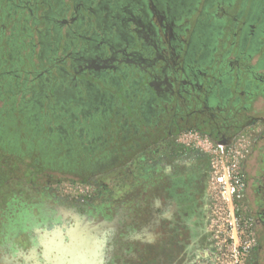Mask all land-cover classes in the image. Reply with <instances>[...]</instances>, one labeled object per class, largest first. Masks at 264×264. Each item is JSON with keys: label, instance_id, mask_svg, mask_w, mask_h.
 Returning a JSON list of instances; mask_svg holds the SVG:
<instances>
[{"label": "flooded vegetation", "instance_id": "flooded-vegetation-1", "mask_svg": "<svg viewBox=\"0 0 264 264\" xmlns=\"http://www.w3.org/2000/svg\"><path fill=\"white\" fill-rule=\"evenodd\" d=\"M263 47L264 0H0V97L19 114L0 111V264H112L131 245L147 264H214L209 157L178 139H264L232 103L260 91ZM247 176L264 264V166Z\"/></svg>", "mask_w": 264, "mask_h": 264}, {"label": "built area", "instance_id": "built-area-1", "mask_svg": "<svg viewBox=\"0 0 264 264\" xmlns=\"http://www.w3.org/2000/svg\"><path fill=\"white\" fill-rule=\"evenodd\" d=\"M178 140L209 157L210 229L216 249L214 264H249L258 244L254 218L246 201V161L253 148L251 134L246 132L231 142H222L214 141L198 130H186ZM59 188L67 193L90 191V185L83 183L65 182Z\"/></svg>", "mask_w": 264, "mask_h": 264}, {"label": "crops", "instance_id": "crops-1", "mask_svg": "<svg viewBox=\"0 0 264 264\" xmlns=\"http://www.w3.org/2000/svg\"><path fill=\"white\" fill-rule=\"evenodd\" d=\"M260 52H256L255 54H252L251 58L249 57L250 64L255 65L259 67L258 64H261L264 62V47L260 49ZM243 52L242 51H233L232 53L227 56V61L231 58L234 59L237 56L242 57ZM236 66V64H234ZM234 66V67H235ZM237 70L236 68H234ZM234 86H236L234 84ZM251 87L248 88L244 86V83H241L239 87H237L235 91V96L240 97V100H236L234 98L232 103H235L234 105H237L239 107H245L247 104L249 105V108L246 113H251L255 116L264 117V83L260 85V91H257L256 88L253 85H250ZM255 91L254 100H250V98L247 97V94H250L249 92ZM236 100V101H235ZM131 135V134H130ZM138 151V148L135 150V152ZM264 139H261L258 143L254 141L253 149L246 161V169L247 172L250 171L251 174L254 176L256 173V170H260L261 167L264 166ZM120 262V263H119ZM100 264H104L103 262ZM112 264H147L144 263V259L140 255V249L136 246H132L126 249L125 256L123 257V260L119 261L114 259Z\"/></svg>", "mask_w": 264, "mask_h": 264}, {"label": "rangeland", "instance_id": "rangeland-1", "mask_svg": "<svg viewBox=\"0 0 264 264\" xmlns=\"http://www.w3.org/2000/svg\"><path fill=\"white\" fill-rule=\"evenodd\" d=\"M12 24H13V21H9V22L4 21L3 22V28H4V33H5L4 36H3L4 37L3 38V51L6 54L4 56V58H5V64H4V66H8L9 64L12 63V61L8 58V54L11 52V49H12L11 42L10 43H6V38L9 37V35H11V33L13 32V30H12ZM13 106H14V110L15 109L18 110L17 109L18 107H16V105L11 104L9 102H4V100L2 99V96L0 97V111H3L4 112L3 114H6L7 111L9 109H12ZM16 110H15V114H14L15 117L17 115H19V114H17V111ZM9 124H11L10 126H12V129H11L12 132L18 131L19 136H20L18 143H19V146L21 147V150L18 149L16 151H19V152H22V153H26L27 151L25 150V148L27 146V141L30 138V136H29L30 134L28 133L26 124H24V122H23V120H22L21 117H18L16 119V121L13 122V123H10L9 122ZM10 144H12V143H10ZM10 144L5 143V139H4V142L3 143H1V141H0V151L8 150ZM1 146H5V148H7V149H3ZM26 154H25V158L26 159H24L23 161L25 162V164L28 165V164H31L32 163V161L34 159V155L31 156L30 158H27V155ZM1 156L2 155L0 154V161H2L1 160L2 159ZM21 162H22V160H21Z\"/></svg>", "mask_w": 264, "mask_h": 264}]
</instances>
